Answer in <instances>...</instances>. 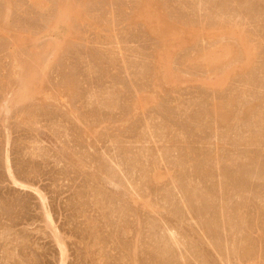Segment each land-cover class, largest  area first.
<instances>
[{"label": "rangeland", "instance_id": "374dc122", "mask_svg": "<svg viewBox=\"0 0 264 264\" xmlns=\"http://www.w3.org/2000/svg\"><path fill=\"white\" fill-rule=\"evenodd\" d=\"M144 1L0 0V264H264V0Z\"/></svg>", "mask_w": 264, "mask_h": 264}, {"label": "bare ground", "instance_id": "6f19581e", "mask_svg": "<svg viewBox=\"0 0 264 264\" xmlns=\"http://www.w3.org/2000/svg\"><path fill=\"white\" fill-rule=\"evenodd\" d=\"M143 1V0H142ZM38 5V4H37ZM61 6V5H60ZM151 6H153L154 7V4L151 2V0H145L144 2H143V4L141 5V8H140V12H139V14H140V16L141 17H143L146 13H148V16H149V18L150 17H159L158 15H156L157 13H155L154 15L152 14L153 13V11H154V8L152 9L151 8ZM75 7V6H74ZM139 7V6H138ZM151 8V9H150ZM151 10H153V11H151ZM77 13H79V12H77ZM143 15V16H142ZM139 16V15H138ZM81 17H82V15H81ZM154 17L152 18V19H154ZM79 19V18H78ZM137 19V18H136ZM156 19V18H155ZM140 20V19H139ZM158 20V19H157ZM159 21V20H158ZM165 23V22H164ZM164 23H163V25H161L162 26V28L161 29H164L163 27H165L164 26ZM168 23V22H167ZM171 23V22H170ZM161 24V23H160ZM159 24V25H160ZM166 24V23H165ZM49 27V26H48ZM169 27V26H168ZM165 28H167V27H165ZM183 28V27H182ZM171 30V29H170ZM173 28H172V30H171V32L170 31H168V32H170V33H167L168 34V37L170 38L171 36H172V34L171 33H173ZM186 31V30H185ZM161 32H163V30H161ZM164 36V35H163ZM168 40V39H167ZM166 46V45H165ZM167 47V46H166ZM165 48V47H164ZM168 48V47H167ZM163 50V49H162ZM166 50V49H165ZM164 52H166L167 53V51H164ZM203 54V53H202ZM166 55V54H165ZM40 59V58H39ZM26 68V67H25ZM24 68V69H25ZM32 69V68H31ZM35 79V78H34ZM32 86V85H31ZM30 86V87H31ZM31 89V88H30ZM27 91V90H26ZM21 97V96H20ZM221 117H223V116H221ZM225 118V117H224ZM252 174V173H251Z\"/></svg>", "mask_w": 264, "mask_h": 264}]
</instances>
